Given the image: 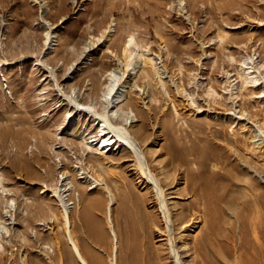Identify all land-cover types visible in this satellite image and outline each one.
I'll list each match as a JSON object with an SVG mask.
<instances>
[{
	"label": "rangeland",
	"instance_id": "1",
	"mask_svg": "<svg viewBox=\"0 0 264 264\" xmlns=\"http://www.w3.org/2000/svg\"><path fill=\"white\" fill-rule=\"evenodd\" d=\"M249 59L264 80V0H0V225L9 230L0 227V264H79L52 196L60 183L69 188L70 230L89 264L93 252H103L86 215L99 219L112 241L105 189L116 198L115 210L124 184L144 193L147 212L159 220L131 152L120 143L103 147L101 123L72 105L98 109L94 98L112 70L124 82L119 107L152 171L178 178L164 186L169 211L193 210L191 199L201 197L203 219L185 239L174 232L184 264H193L194 236L208 223L220 238L233 224L238 243L243 204H264V143L249 122L264 123V88L245 78L242 62ZM232 102L245 119L231 113ZM210 186L224 194L222 211L210 201ZM99 197L101 211L84 212ZM10 199L14 220L2 214ZM158 228L150 243L164 250L162 264H174L164 226ZM224 258L242 264L244 254L235 248ZM102 261L109 264V257Z\"/></svg>",
	"mask_w": 264,
	"mask_h": 264
},
{
	"label": "bare ground",
	"instance_id": "2",
	"mask_svg": "<svg viewBox=\"0 0 264 264\" xmlns=\"http://www.w3.org/2000/svg\"><path fill=\"white\" fill-rule=\"evenodd\" d=\"M105 33H107V31H104L101 37L104 36ZM101 37H98V40H100ZM50 42L51 36L47 32L45 40V45L47 46V48L50 47ZM88 47L87 44H85V46L83 47V51H89ZM151 59L152 57L148 58V61H151ZM242 63V68L246 69V73H244L246 74L245 78L247 79L248 77V80L250 79V81L254 82L255 85H261L264 88V80L260 76L262 80L259 81V74H255V70L253 69L254 64L250 61V59L249 61H243ZM131 66V69L134 70L138 67V63L136 61H133L131 63ZM106 76L107 81L102 91L94 98V103L96 104L95 106H98L100 110H98L99 108L96 109L97 107H91V105L81 108L80 105L76 103V100H72V105L76 108V110L78 109L77 111L80 115H82V117L85 115L87 118L98 120L97 125L101 123V138H99L98 142H104L103 147L120 143L131 152V155L135 159V165L138 168L140 179L145 180L146 185H149V194L153 200V203L157 207L159 220L154 215L147 212L145 208L146 197L144 193L138 194L132 189H127L125 187L127 186V184H124L125 186L123 185V190L121 191L120 197L118 199L119 201L116 207L117 209L115 210L111 207V203L114 201L115 196H113L108 189H105V194H107L105 196L108 199V204L105 207V218L112 241L111 244H109L106 234L101 224L99 223L100 220L98 219V221L96 222V220L86 215V217L91 221V224L94 226V230L92 232L94 235V239L96 240L97 245L101 247L103 256L106 255L107 258L109 257V264H162V252L164 250L161 249L160 251V249L153 247L150 243V231L154 228L159 229L158 227L161 223L164 226L162 235L166 237V249H169L170 258L173 259L174 264H184L185 262L175 246L176 238L174 232L178 230V234H180L179 239H185L186 237H188V234H186L187 228L189 226L192 227V224H194L196 221L203 219V215L201 213L202 209L199 205L201 197H197V195H195V197L197 198L193 197L194 199H191L190 203L193 204L191 206V208H194L193 210L189 209L187 212H185L182 209V211L172 215L166 204L165 198L168 194H166L164 186L171 185L172 188L173 184L177 185L178 178H175V176H168L167 171L164 170L162 174L163 176L159 178L152 171L151 166L148 164L146 153L144 152L140 142L130 133L128 129L130 128L128 124L131 125V122L128 123V121L124 119L125 114L123 112V109L122 107H119L122 101V92L124 91L123 79L115 70H112ZM232 94L234 95V93H231L229 95ZM233 103L234 102H232L231 104V107L233 108V111L231 113H233V115H235V117L239 119H245V117L242 115L243 113L237 115V112L239 111L235 110V105H233ZM249 122H251L250 125L255 128L253 129L255 133L254 137H257V141L259 143H264V123L260 124L258 122H253L252 120H249ZM97 136L98 135H96L95 137ZM106 136L109 138L104 139ZM82 145L84 148L91 149V147L88 145V142L82 143ZM183 163L185 166L188 164L186 160L182 161V164ZM257 177L262 180V175H260L259 173L257 174ZM97 182L98 181H96V183ZM255 184L257 186V183ZM61 185L62 184L60 183L59 188H56V190L53 191L52 196L55 197L61 207L60 215L63 222L65 238L79 264H89V262L84 258L80 246L70 230V205L69 202H67L66 197L68 195L67 191L69 188L60 187ZM95 185L96 184H94V186ZM253 186L255 187V185ZM209 190L210 201L214 203L216 208L220 207V202L225 199L224 194L218 193L216 188H214L213 186H210ZM263 205L264 204L260 198H252L245 201V203L243 204V211L245 213L237 214V219L240 225L238 243L234 239L235 227L233 226V224H230L227 227V237L224 238L223 236H221L220 238L216 236L215 223H208V226H206V228L202 230V233H200V235L194 236L195 255L192 258V263L231 264L230 261L224 258V254L226 253L227 255L231 256L235 248H240L242 249V252L244 254L242 264H264ZM90 208L91 210L92 208H96L101 211L102 198L99 197L95 205L92 204L89 206V208L86 207V209H84V212H86ZM220 208L222 211V207ZM224 210L225 208L223 207V211ZM13 212H16L15 202L12 199L6 200L4 210L2 212L3 216H5L6 218L9 217L8 219L10 220H14L13 217H11ZM216 212L221 214L219 210ZM216 212L209 214L210 217L214 218V221L219 216V214ZM215 216H217V218ZM0 223L2 222L0 221ZM0 227L4 229L2 231H5V234L9 233V230L6 227L2 225H0ZM31 233L33 235V232ZM228 241H231L230 244L228 243ZM218 247H220L221 250H219ZM42 248L47 252L53 251L50 245H43ZM245 252L249 254L248 258H246ZM92 255V261H94V264H105L103 262L104 260L102 261L103 256L97 254L96 252H93ZM197 257H201V260Z\"/></svg>",
	"mask_w": 264,
	"mask_h": 264
}]
</instances>
